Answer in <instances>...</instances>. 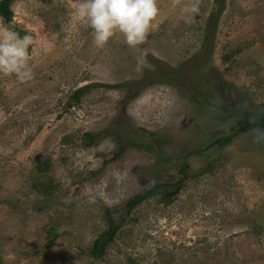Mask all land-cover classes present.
<instances>
[{"label": "rangeland", "instance_id": "374dc122", "mask_svg": "<svg viewBox=\"0 0 264 264\" xmlns=\"http://www.w3.org/2000/svg\"><path fill=\"white\" fill-rule=\"evenodd\" d=\"M76 3L15 0L12 20L0 16L33 40L32 78L0 74V264H264V132L215 142L237 113L264 110V0H225L209 39L215 0H156L144 41L116 32L103 47ZM165 65L174 85L154 79ZM111 208L120 228L95 259Z\"/></svg>", "mask_w": 264, "mask_h": 264}, {"label": "clouds", "instance_id": "9594fccd", "mask_svg": "<svg viewBox=\"0 0 264 264\" xmlns=\"http://www.w3.org/2000/svg\"><path fill=\"white\" fill-rule=\"evenodd\" d=\"M189 11L197 12V4L193 3ZM157 14L156 0H77L74 9V15L91 28L97 47H103L116 32L123 34L127 45H138ZM32 42L31 36H20L0 24V74L30 80L28 49Z\"/></svg>", "mask_w": 264, "mask_h": 264}, {"label": "trees", "instance_id": "16d2710c", "mask_svg": "<svg viewBox=\"0 0 264 264\" xmlns=\"http://www.w3.org/2000/svg\"><path fill=\"white\" fill-rule=\"evenodd\" d=\"M15 0H0V16L4 18L6 21H11L13 16H14V11L12 9V4ZM225 7V0H215V6L212 11L211 17L209 18V23L206 28V38L208 36H211L214 34L216 27H217V22L219 19V16ZM209 39V38H208ZM174 78H178L177 72L174 70H169L168 65H165L164 67L162 66L161 72L158 73V75L155 76L154 79H157L159 83H168L171 85H174ZM137 87L139 86L140 88L144 89L147 87L148 84V79H142L138 82H136ZM86 88H80L77 89L72 96L69 98L68 106H72V104L79 103L80 97L82 94L81 92H85ZM238 116V121H237V126H236V131L233 133V135H227L224 137H220L216 139V143H219L221 145L229 144L232 141V137L236 134H240L243 131H249L253 129L260 128L264 132V110H259V111H253V112H248L244 111V113H237ZM226 117L224 115L218 116L219 120H224ZM97 135L87 131L84 133V139L88 145H91L95 142ZM130 145V144H129ZM129 145H126L125 147L119 148L116 152V156H120L128 147ZM134 145V144H133ZM47 166L48 164L45 163ZM39 166L38 168L40 170H44L46 166ZM182 173H186V167H182L181 169ZM183 179H180L176 181L175 183H170V182H162L154 185L153 187L149 189H145L141 191L140 193L136 194L132 198H129L124 202L123 205V215L126 213L131 212L133 209H135L139 204L144 202L145 200L149 199L152 196H155L158 194V192L163 188L168 190V187L175 186L176 188L181 184ZM38 187V185H35ZM51 187V184L44 185V188L48 190ZM114 211H120L118 208H111L107 209V219H108V228L99 234L93 244H92V254L94 255L95 259H100L102 258L107 250V247L109 244L116 238L118 230L120 228L119 222L114 219L113 217V212ZM46 233L48 236V241L46 242L45 246L50 247L53 245L55 240L58 238L59 233L57 230V226L54 223H51L49 227L46 229Z\"/></svg>", "mask_w": 264, "mask_h": 264}]
</instances>
